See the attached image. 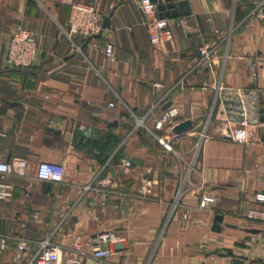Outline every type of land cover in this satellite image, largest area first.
I'll return each mask as SVG.
<instances>
[{
	"label": "crops",
	"instance_id": "0c3cea01",
	"mask_svg": "<svg viewBox=\"0 0 264 264\" xmlns=\"http://www.w3.org/2000/svg\"><path fill=\"white\" fill-rule=\"evenodd\" d=\"M187 1L180 19L189 36L172 27L171 41L152 47L137 0H0V155L25 158L29 172L7 179L0 264L13 263L21 238L30 248L20 264L47 238L62 263L77 241L85 253L107 249L106 264H264V225L244 217L258 208L254 193L264 191V20L248 17L257 0ZM73 3L98 4L110 18L112 60L80 36L68 38ZM17 25L36 33L37 61L5 69L2 55ZM214 42L212 65L196 72V51ZM217 85L262 90L260 125L246 144L217 134ZM155 105V115L177 109L178 123L191 121L172 152L147 131ZM144 117L146 129L133 131ZM39 162L62 166L64 181L37 180ZM203 195L214 200L206 209ZM94 198L105 205L92 207ZM216 215L223 216L220 232L211 230ZM101 234L108 239L97 245Z\"/></svg>",
	"mask_w": 264,
	"mask_h": 264
},
{
	"label": "built area",
	"instance_id": "2783aa9c",
	"mask_svg": "<svg viewBox=\"0 0 264 264\" xmlns=\"http://www.w3.org/2000/svg\"><path fill=\"white\" fill-rule=\"evenodd\" d=\"M166 0H137V8L140 11L143 21L142 25L145 29L150 46L155 47L162 43H167L172 39L171 28H179L185 37L190 34V27L183 19L180 18H160L158 15V6L166 5ZM113 5L110 4V8ZM248 17L257 20H264V0H257ZM105 14L99 9L98 4L73 3L70 6L69 16L67 20L68 38L72 36H80L87 41L94 50L103 49V53L107 59H113V44L106 38L103 29ZM217 32V31H216ZM219 43L214 42L210 46H203L198 49L199 60L194 70L200 72L202 68L212 65V56L215 53ZM38 56L37 35L35 32L17 25L11 33L6 44L5 51L2 55V65L5 69H26L32 67ZM256 63H252V68L256 67ZM255 77V74H251ZM156 89H161V84H154ZM215 89L218 91V97L213 101V107L219 104L221 117L217 119V134L220 138L229 140L237 144H246L250 131L260 125V107L262 90L252 86L247 89L226 88L217 85ZM158 105L153 106L149 114L154 117L153 129L147 130L162 149L168 152L173 151V143L177 138L174 128L179 124L175 117L177 109L165 111L160 115H155L154 110ZM211 110V112H212ZM148 116V115H147ZM146 116V117H147ZM143 119H136L133 131L144 127ZM211 117V114H210ZM207 121L200 138L205 137L206 128L209 125ZM146 129V128H145ZM79 130L83 132L84 137L90 136V129L79 126ZM129 166V162H125ZM28 162L25 158L11 157L6 158L0 155V202L7 201L10 196L11 186L7 183L10 176L20 179L28 177ZM34 176L37 180L52 184H60L64 181V171L62 166L49 162H39L35 168ZM254 202L258 208L248 209L244 217L247 220L258 221L264 225V191H257L253 195ZM213 199L203 195L199 201V207L206 209L213 203ZM92 207L100 208L105 205L99 202L97 198L90 202ZM189 211H186V215ZM33 220L37 219V215H32ZM108 235L101 234L95 241L99 243L106 242ZM261 244L264 257V232L261 237ZM6 247V238H0V250ZM30 245L24 238L19 239L17 243V251L13 258V264H20V260L24 258L28 252ZM110 252L105 248L96 246L90 253L82 251L79 242L72 244L71 256L62 263L61 249L59 246L52 244L50 238L40 241L37 250L33 252L25 264H83L85 259H89L91 264H106Z\"/></svg>",
	"mask_w": 264,
	"mask_h": 264
},
{
	"label": "water",
	"instance_id": "95a60500",
	"mask_svg": "<svg viewBox=\"0 0 264 264\" xmlns=\"http://www.w3.org/2000/svg\"><path fill=\"white\" fill-rule=\"evenodd\" d=\"M152 1L155 2V0H152ZM166 1H167L166 5L158 6V15L160 18H180L182 15H187L184 12V9L188 8L187 0H175L174 2L173 0H166ZM108 28H110V18L109 17L105 18L104 24H103V29H108ZM196 55L197 56L199 55L198 51H196ZM170 104L171 102L166 103L162 109L164 110L165 108L170 106ZM110 124L113 126L116 125V123H110ZM190 127H191L190 120L183 121L174 128V133L177 136H180L186 131H188ZM222 223H223V216L216 215L213 219L211 230L213 232H220ZM249 232L253 233L254 231L251 230Z\"/></svg>",
	"mask_w": 264,
	"mask_h": 264
},
{
	"label": "rangeland",
	"instance_id": "374dc122",
	"mask_svg": "<svg viewBox=\"0 0 264 264\" xmlns=\"http://www.w3.org/2000/svg\"><path fill=\"white\" fill-rule=\"evenodd\" d=\"M0 252H2V251H0ZM13 264V263H12Z\"/></svg>",
	"mask_w": 264,
	"mask_h": 264
},
{
	"label": "trees",
	"instance_id": "16d2710c",
	"mask_svg": "<svg viewBox=\"0 0 264 264\" xmlns=\"http://www.w3.org/2000/svg\"><path fill=\"white\" fill-rule=\"evenodd\" d=\"M30 68V67H29Z\"/></svg>",
	"mask_w": 264,
	"mask_h": 264
}]
</instances>
